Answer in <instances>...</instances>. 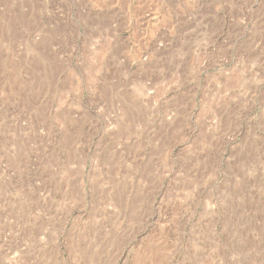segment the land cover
Segmentation results:
<instances>
[{"label":"rangeland","instance_id":"1","mask_svg":"<svg viewBox=\"0 0 264 264\" xmlns=\"http://www.w3.org/2000/svg\"><path fill=\"white\" fill-rule=\"evenodd\" d=\"M0 264H264V0H0Z\"/></svg>","mask_w":264,"mask_h":264}]
</instances>
